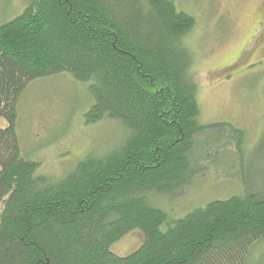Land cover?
I'll use <instances>...</instances> for the list:
<instances>
[{
  "label": "trees",
  "instance_id": "1",
  "mask_svg": "<svg viewBox=\"0 0 264 264\" xmlns=\"http://www.w3.org/2000/svg\"><path fill=\"white\" fill-rule=\"evenodd\" d=\"M25 3L0 25L7 124L0 128V264H252V249L264 241V190L246 189L178 220L154 204L181 196L203 175L209 151L246 136L228 123L201 122L197 57L187 41L195 17L173 0ZM64 74L89 87L86 122L112 120L124 140L51 178L22 150L19 103L31 84ZM214 131L226 144L198 160L201 136ZM136 231L138 250L113 252Z\"/></svg>",
  "mask_w": 264,
  "mask_h": 264
},
{
  "label": "rangeland",
  "instance_id": "2",
  "mask_svg": "<svg viewBox=\"0 0 264 264\" xmlns=\"http://www.w3.org/2000/svg\"><path fill=\"white\" fill-rule=\"evenodd\" d=\"M173 1L196 19L187 41L197 57L193 73L202 124L228 123L246 132L244 139L236 136L234 144L209 151L210 159L201 162L203 175L181 196L154 199L156 207L178 220L246 189L264 190V0ZM25 7V0H0V25ZM92 105L88 85L69 74L27 88L19 103L17 133L24 154L41 164L39 173L62 177L91 153L109 151L123 142L116 122H86ZM6 126L0 119V128ZM222 135L214 131L201 136L198 160L213 145L226 144ZM142 243L143 235L136 231L115 244L113 252L128 256ZM251 262L264 264V241L252 249Z\"/></svg>",
  "mask_w": 264,
  "mask_h": 264
}]
</instances>
